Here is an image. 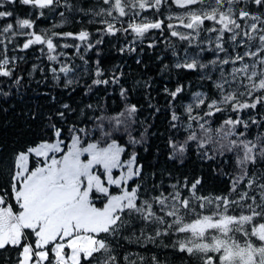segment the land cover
Listing matches in <instances>:
<instances>
[{"label": "snow or ice", "instance_id": "snow-or-ice-1", "mask_svg": "<svg viewBox=\"0 0 264 264\" xmlns=\"http://www.w3.org/2000/svg\"><path fill=\"white\" fill-rule=\"evenodd\" d=\"M177 259L264 264V0H0V264Z\"/></svg>", "mask_w": 264, "mask_h": 264}, {"label": "trees", "instance_id": "trees-1", "mask_svg": "<svg viewBox=\"0 0 264 264\" xmlns=\"http://www.w3.org/2000/svg\"><path fill=\"white\" fill-rule=\"evenodd\" d=\"M17 8L20 9V14H21V16H24L25 12H24L23 6H19V5H17ZM161 47H163V45H161ZM69 51H71V50H69ZM115 55H116V54L113 53V56H115ZM144 59H145V62H146V63H150V61L148 60V57H147V56H145ZM114 62H116V63H120L121 61H119V60H115ZM128 63L131 64V73H132V75H136V74H137V66L135 65V62L129 60ZM124 70H125L126 72L128 71L127 66L125 67ZM37 75H38V74H37ZM190 78H191L192 81H193V83H192V88H193V90H196L195 86L197 85L198 81L195 79L194 74H193V76L190 77ZM116 99L118 100V96L116 97ZM108 103L111 105L112 100L109 99V100H108ZM153 143H154V145H158L161 149H163V144L161 143V141L157 140V141H154ZM152 151H153L154 154L156 153V147H155V146L153 147ZM188 167H191V164H189ZM174 264H180V260H179V259L175 260V261H174Z\"/></svg>", "mask_w": 264, "mask_h": 264}]
</instances>
